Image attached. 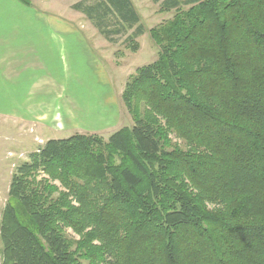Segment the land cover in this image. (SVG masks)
<instances>
[{
  "label": "trees",
  "instance_id": "trees-1",
  "mask_svg": "<svg viewBox=\"0 0 264 264\" xmlns=\"http://www.w3.org/2000/svg\"><path fill=\"white\" fill-rule=\"evenodd\" d=\"M152 1L174 15L125 83L133 125L47 139L16 166L0 264H264V0ZM83 11L137 49L130 0Z\"/></svg>",
  "mask_w": 264,
  "mask_h": 264
},
{
  "label": "rangeland",
  "instance_id": "rangeland-1",
  "mask_svg": "<svg viewBox=\"0 0 264 264\" xmlns=\"http://www.w3.org/2000/svg\"><path fill=\"white\" fill-rule=\"evenodd\" d=\"M27 1L26 5L34 4L33 0ZM140 7L145 13L141 17L144 32L135 39V51L127 42L130 31L113 35L117 40L110 42L103 35L99 37L92 28L88 29L87 24L79 23L85 34L92 37L88 43L101 64L99 85H86L85 82L76 88L0 89V219L13 171L47 139L82 133L96 134L106 140L120 127L133 125L121 97L125 83L137 68L157 59L158 46L152 40L150 30L174 15V12L157 10L149 2H141ZM37 59L41 62V70L37 73L29 71L32 77L56 74L59 64L54 62L55 57L41 55ZM27 92L32 99L31 105L26 102ZM16 100H24V103L16 105ZM18 108L22 112H17ZM171 137L180 142L173 135ZM68 232L77 238L70 230Z\"/></svg>",
  "mask_w": 264,
  "mask_h": 264
},
{
  "label": "crops",
  "instance_id": "crops-1",
  "mask_svg": "<svg viewBox=\"0 0 264 264\" xmlns=\"http://www.w3.org/2000/svg\"><path fill=\"white\" fill-rule=\"evenodd\" d=\"M33 1L31 6L19 0H0V89L76 88L85 82L86 85H99L101 64L88 43L92 37L79 27V23L87 24L88 29L92 28L102 37L83 11L85 5L93 6L99 0ZM130 1L140 17V24L145 14L140 10L141 2H149L157 10L174 12L162 9L160 1ZM41 55L55 57L54 62L59 64L57 71L54 67L56 74L47 73L39 78L28 73L41 70V62L37 59ZM27 96L26 102L31 105L30 93L27 92ZM18 103L23 104L24 100H16V105Z\"/></svg>",
  "mask_w": 264,
  "mask_h": 264
}]
</instances>
